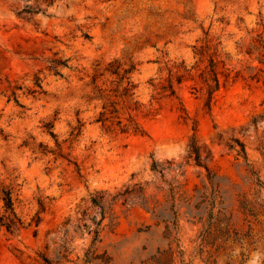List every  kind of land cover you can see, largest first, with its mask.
Masks as SVG:
<instances>
[{"label":"rangeland","instance_id":"374dc122","mask_svg":"<svg viewBox=\"0 0 264 264\" xmlns=\"http://www.w3.org/2000/svg\"><path fill=\"white\" fill-rule=\"evenodd\" d=\"M261 43L264 0H0V215L8 190L29 224L0 227V264H155L168 248L174 264H261L264 216L240 209L264 213V72L245 70H264L246 52ZM54 58L69 59L61 76ZM113 59L135 64L143 135L93 122L91 75Z\"/></svg>","mask_w":264,"mask_h":264},{"label":"trees","instance_id":"16d2710c","mask_svg":"<svg viewBox=\"0 0 264 264\" xmlns=\"http://www.w3.org/2000/svg\"><path fill=\"white\" fill-rule=\"evenodd\" d=\"M23 13L33 14L34 11H19V15ZM259 52V55L256 57L260 64L264 65V43H261L259 46H252L246 51L247 54L252 55L255 52ZM68 58H54L49 61V70L52 71L55 75L61 76L60 69L68 67ZM245 70L250 74L251 79H256L259 81L258 74L259 72H264L263 69H256L252 66H246ZM135 71V64L130 63L129 66H125V63L121 62L118 59H113L106 63L105 65H100L97 63L94 67L93 74L91 75L90 84L93 88L94 98L101 100V110L98 112L97 116L94 118L93 122L99 124L102 130L107 133H118V134H131V135H143V130L141 129L139 123L130 115L131 105L130 101L134 96V89L136 85L131 80V75ZM231 72L228 68H225L223 71V77L225 82L230 78L243 77L240 71L235 72L234 76H231ZM183 74L176 75V82L180 83ZM200 77L203 79V82L206 86L208 98L206 105H210L212 95L220 87V78L215 70V64L210 60L209 68L205 67L204 70L200 73ZM40 80L35 79V84L40 86ZM161 91H168L169 96L175 95V89L173 84L172 75L167 80L165 86L160 87ZM15 102L17 99L14 98ZM134 105H137V101L133 102ZM136 107V106H135ZM136 108H133V110ZM124 112L128 114L126 118L123 117ZM1 117V115H0ZM252 124H256V120L252 121ZM48 129L51 126L47 127ZM53 136V134L50 132ZM0 135H2V129L0 128ZM4 137V136H3ZM58 144V143H57ZM59 145V144H58ZM240 153L244 155L243 145L240 143ZM259 151L264 159V143L259 147ZM192 152L195 155V161L200 165L199 153L192 146ZM245 156V155H244ZM3 214L0 215V227H5L8 232H14L19 228H24L29 224H25L20 217H18L14 201L12 199L10 191L6 190L3 193ZM240 209L245 217H252L253 219L260 222V217L264 216L262 210L257 207L255 202H241ZM38 220H36L37 224ZM262 222V221H261ZM252 231V228H249V232ZM244 237V236H243ZM239 238L238 241L241 243L244 241V238ZM218 236L212 235L210 230L206 231L204 234V240L209 244L216 242ZM226 241H222L220 245L217 246V249H224ZM43 261L47 264H51L47 258L43 257ZM150 261H153L155 264H174V251L171 248L167 250L158 251V256H154ZM147 264H152L147 262ZM261 264H264V257L261 259Z\"/></svg>","mask_w":264,"mask_h":264}]
</instances>
